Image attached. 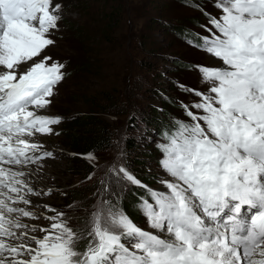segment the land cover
Instances as JSON below:
<instances>
[{
  "label": "snow or ice",
  "instance_id": "6c2138e0",
  "mask_svg": "<svg viewBox=\"0 0 264 264\" xmlns=\"http://www.w3.org/2000/svg\"><path fill=\"white\" fill-rule=\"evenodd\" d=\"M189 6L210 27L186 42L217 66H187L207 88L179 85L198 99L180 101L188 119L171 117L160 133V188L113 163L74 225L78 206L69 215L31 199L52 193L33 183L54 155L38 138L59 135L64 119L47 109L65 65L43 55L62 4L0 0V264H264V0H214L216 15ZM132 186L145 191L136 211L151 231L121 205Z\"/></svg>",
  "mask_w": 264,
  "mask_h": 264
},
{
  "label": "rangeland",
  "instance_id": "374dc122",
  "mask_svg": "<svg viewBox=\"0 0 264 264\" xmlns=\"http://www.w3.org/2000/svg\"><path fill=\"white\" fill-rule=\"evenodd\" d=\"M62 2V19L59 24V35L56 37L55 44L49 46L43 53L44 56H51L53 61H58L59 58L65 59L68 62L70 74H66L65 79L56 87L55 94L51 97L52 103L47 109V114L51 116L64 117L62 122L55 126L56 132L59 135L39 137V141L43 143L44 148L53 152V157L42 162L41 170L37 174V178L33 180L38 187L46 191L52 189L51 195L31 197L34 201L38 200L41 205L44 203L50 206L67 212L69 215L72 211L68 205L78 206L79 210L85 208L90 209L95 203L93 195L90 194L85 202L66 199L67 194L78 188L79 182L83 175L78 176L71 169L73 167L72 154L67 152L64 146V130H66L67 122L71 115V108L76 104L81 103L80 97H93L98 103H103L105 97L103 92H106V97L112 92L113 87L122 91V97L126 99V104H120L122 111L127 113L135 111L136 117L135 126L130 129L133 134L138 133L139 149L132 152L133 156H137L136 161L131 162L129 167L140 170L139 166L144 161L145 172L141 177L144 183L152 188H160V185L154 182V177L160 172L158 168L159 151H153L160 137H154L152 133H144L140 136L142 123H145L147 115L163 116L162 107L164 106L162 98L171 96L178 109H173L174 113H181L184 116L183 109L180 107V101L191 103L198 98L183 92L179 85H184L188 88L205 91L207 85L201 83L200 74L198 71L187 70L188 65H204L216 67L217 62L205 52L198 50L186 42V39L198 41L196 34L207 36L209 33L201 25H208V21L204 13L189 3H182L180 0H121L122 12L118 20V25L115 26V32L110 33V39H103L98 34V15L102 5L96 0L91 3L90 9L86 15H81L80 11L74 7L71 0H59ZM58 2V1H57ZM201 4L204 12L213 15L218 14V10L213 7L214 0H196ZM200 8V7H199ZM111 8H107L110 11ZM114 10V8H112ZM112 10V11H113ZM196 17V18H195ZM161 18L162 20H170L175 24L187 27L194 35L185 34L182 39L172 30L167 28L159 29V22L154 24V29L149 27L151 20ZM195 18V19H194ZM79 21V24L85 26L86 37L77 36L74 30H71L68 25V20ZM194 19V20H193ZM62 21L64 23H62ZM194 21V22H193ZM199 21H203L199 24ZM156 28V29H155ZM162 45H169L170 49L163 48ZM164 54H172L175 57L185 60L184 68L177 69L169 73L162 68L164 63ZM69 60V61H68ZM168 61V60H167ZM170 61V60H169ZM52 61H49L51 63ZM147 63V64H146ZM76 64H79L77 66ZM100 65V66H98ZM172 68L174 65H171ZM167 73L166 75L163 73ZM172 76L175 80L172 88H168L166 84L171 81L168 76ZM172 82V81H171ZM158 92H155L157 91ZM161 99H160V97ZM78 97V98H77ZM85 100V98H84ZM87 100V99H86ZM122 103V101H121ZM156 107H155V106ZM78 111V108H72ZM79 109L83 110V108ZM158 112V113H156ZM127 115L115 120L113 124L112 136H115V143L120 148L123 146V138L128 132L122 131L120 125H131V121H127ZM178 118V117H177ZM185 119H188L184 116ZM148 150V153H143V150ZM125 152V151H124ZM107 157L98 164L96 162L97 171H101L105 167L104 162H108L113 158V154ZM100 165V166H99ZM33 170L37 166H31ZM151 168V174L148 169ZM135 168V169H134ZM43 171V172H41ZM162 174V173H160ZM39 175V176H38ZM150 175V176H147ZM45 177V178H44ZM89 182V181H88ZM78 184V185H77ZM138 193L145 195L143 189L137 188ZM141 197V196H140ZM137 199H134V202ZM41 211L42 209H34ZM79 210L75 213H79ZM126 211L135 214L138 220H133L138 226L150 230L147 227V222L144 216L139 212L136 214V209H125ZM33 223H46L37 222ZM75 225H78L76 222Z\"/></svg>",
  "mask_w": 264,
  "mask_h": 264
},
{
  "label": "trees",
  "instance_id": "16d2710c",
  "mask_svg": "<svg viewBox=\"0 0 264 264\" xmlns=\"http://www.w3.org/2000/svg\"><path fill=\"white\" fill-rule=\"evenodd\" d=\"M93 1L94 3L96 2V0H71L70 3L80 11L81 15H86ZM189 1L190 0H180V2L182 3H189ZM98 2L102 4V5H98L102 7L101 12L99 13L97 19L98 34H100L99 37L101 38L102 36L103 39L106 38L107 40H111L110 33L113 34L115 32V26L118 25V20L122 12L121 0H98ZM198 5L201 8V4ZM107 8H111L110 11H107ZM112 8H114V10ZM158 22L160 24V26H158L160 27L159 29H163V28H167V30L170 29L176 35H179L181 39L182 36L185 34H191V35L195 34V33L194 34L191 33L190 32L191 29L187 27H183L181 25L175 24L173 21L170 20H162L161 18H158V20L152 19L151 23L149 24V27L151 29H154L153 27L154 24ZM202 22L203 21H199V24H201ZM68 25L69 28H71V30H74L77 36L81 35L86 37V32H87L86 28L85 26L79 24L78 19L77 21L68 20ZM162 47L168 48V50L170 49L169 45H162ZM172 54L163 53L164 63H162L163 64L162 68L164 70L166 68V71H168L169 73H172L177 69L184 68L185 64H188V61L186 63L185 60H181L179 59L180 57L177 58L175 57V55ZM58 61L65 65L64 68L65 73L70 74L69 68L67 69L68 62L62 58H59ZM172 64L174 65L173 68L171 66ZM76 65L79 66V64ZM168 77L169 79H171L172 82L168 81V84H166V86L168 88L170 87L172 88L175 79L170 75ZM118 87L117 88L113 87L112 92L109 93V96L107 97H106V92L105 91L103 92V95L106 98L103 103H98L97 99L90 96L89 97L79 96V98H81V103L80 104L75 103L72 106V108H78L77 109L78 111H74L71 108L72 113L67 122L65 128L66 130H64L65 132L63 135L64 146L66 147V149L76 154L89 153V152L94 153L96 157H98L97 160L98 164L101 162L100 159L101 156H102V160L106 157L108 160L110 159L109 156L113 154V158L107 163L104 162L106 165L103 170L97 171V169L95 168L96 166H90L89 162L81 158L79 155H72L71 158L74 164L73 167H71V169L75 172V174H77L78 176L83 175V178L87 177L88 175H92L93 179L92 180L86 179L85 181L80 182L81 184L78 183L80 184V186L77 184L78 188L73 190V192L67 194L66 196L67 200L68 198H70L75 201L85 202L87 198H89L88 196L90 194L93 195V193L96 192L97 188L99 187V181L104 178L105 171L111 164L123 163L126 167H128L130 171H132L133 169H131L129 165L131 162H134L136 161V159H138L137 156L132 155V152L139 149L140 146L139 142H141V140L138 137L139 134L138 133L133 134V132L130 129L131 126L133 127L135 126L134 122H136L137 116L134 114L135 111H129L127 113H124L122 111L120 104H126V99L125 98L122 99L124 95L122 94V91L118 89ZM155 92H158V90ZM161 100L164 106L162 107V111H159L158 109L157 111L159 113L163 112L162 113L163 116L161 115V117H159L154 115H147L145 119V123H142L141 121V126L143 125L144 126L141 128L140 136L148 132L153 134V138L160 137L161 131L163 130L164 126L167 124V122L171 117H178L181 119H185L181 113L173 114L174 113L173 109H178V105L177 103H175L174 99L171 96L169 97L165 96ZM79 107L83 108V110L79 109ZM125 114L127 115L126 118L127 121H131L132 124L129 126L126 125L124 127L123 125L125 123L123 125H120L121 133L122 131H125L128 132V134H125L123 138V146L117 148L119 147V145L116 144L114 141L117 138L115 136H112L111 134V132L114 129L112 126L117 118L118 120H120L119 118L124 117ZM155 150L157 151V148L153 147V151ZM142 152L148 153V150L146 149L143 150ZM121 153H123L122 157H121ZM143 163L144 161H142V164H140L139 166L140 170H136L134 172V174L137 177L143 175V173L146 170ZM137 188L138 187L132 186L129 190L124 192L123 198L121 199V205L124 208V210L131 208L136 209V207L134 206L135 204L134 199L138 200V198L141 196V194L138 193ZM126 212L131 216L135 215L128 211ZM137 212L138 211H136V214ZM72 214L73 213H70V215ZM74 215L76 219L73 220V224L75 225L76 222L78 223V225L82 224L84 218L87 215V210L85 208H82L81 210H79V213H74Z\"/></svg>",
  "mask_w": 264,
  "mask_h": 264
},
{
  "label": "bare ground",
  "instance_id": "6f19581e",
  "mask_svg": "<svg viewBox=\"0 0 264 264\" xmlns=\"http://www.w3.org/2000/svg\"><path fill=\"white\" fill-rule=\"evenodd\" d=\"M41 172H43V171H41ZM38 176H39V175H38ZM44 178H45V177H44ZM36 180L39 181V182L41 181V180H39V178H37ZM31 199H33V198H31Z\"/></svg>",
  "mask_w": 264,
  "mask_h": 264
}]
</instances>
